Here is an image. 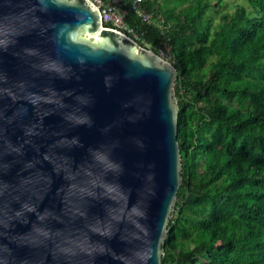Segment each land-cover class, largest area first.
I'll use <instances>...</instances> for the list:
<instances>
[{
  "label": "water",
  "instance_id": "1",
  "mask_svg": "<svg viewBox=\"0 0 264 264\" xmlns=\"http://www.w3.org/2000/svg\"><path fill=\"white\" fill-rule=\"evenodd\" d=\"M177 75L92 0H0V264H163Z\"/></svg>",
  "mask_w": 264,
  "mask_h": 264
},
{
  "label": "trees",
  "instance_id": "2",
  "mask_svg": "<svg viewBox=\"0 0 264 264\" xmlns=\"http://www.w3.org/2000/svg\"><path fill=\"white\" fill-rule=\"evenodd\" d=\"M247 2L253 11L240 5L217 24L208 13L222 0L145 2L170 26L178 70L183 182L163 264H264V0ZM125 9L161 48V31Z\"/></svg>",
  "mask_w": 264,
  "mask_h": 264
},
{
  "label": "built area",
  "instance_id": "3",
  "mask_svg": "<svg viewBox=\"0 0 264 264\" xmlns=\"http://www.w3.org/2000/svg\"><path fill=\"white\" fill-rule=\"evenodd\" d=\"M92 1L97 6L103 25L105 27L123 33L136 40L139 44H142L144 43L141 38L142 34L138 33L135 28L132 27L127 21L128 12L125 9V5L129 4L131 10L136 14L138 18L141 19L143 25L156 26L164 35L162 47L155 49L153 46L149 45V50L158 53L163 59L168 60L173 64L175 63L176 57L173 51L174 44L172 41V37L169 35L170 26L166 24L164 19L157 17L154 13L146 9L145 2L147 0H131L130 2H125L124 4L122 2L106 3L104 0ZM172 264L180 263L178 261H175Z\"/></svg>",
  "mask_w": 264,
  "mask_h": 264
},
{
  "label": "rangeland",
  "instance_id": "4",
  "mask_svg": "<svg viewBox=\"0 0 264 264\" xmlns=\"http://www.w3.org/2000/svg\"><path fill=\"white\" fill-rule=\"evenodd\" d=\"M112 2H121V0H113ZM240 5L246 6L247 8L252 10V7L247 2V0H222L220 9L219 10H215V9L211 10L208 13V17L212 18L214 20V23L217 24L219 22V16L222 12L234 13L237 10L238 6H240ZM176 14H178V11L176 12ZM88 36H91V35H88ZM91 37H95V36H91ZM195 45H197V44H195ZM140 46L142 48L148 49V50L150 48L149 44L142 43Z\"/></svg>",
  "mask_w": 264,
  "mask_h": 264
},
{
  "label": "crops",
  "instance_id": "5",
  "mask_svg": "<svg viewBox=\"0 0 264 264\" xmlns=\"http://www.w3.org/2000/svg\"><path fill=\"white\" fill-rule=\"evenodd\" d=\"M122 1V0H121Z\"/></svg>",
  "mask_w": 264,
  "mask_h": 264
}]
</instances>
